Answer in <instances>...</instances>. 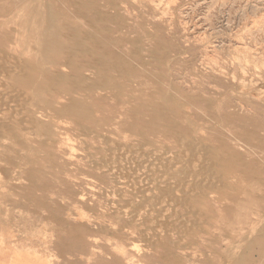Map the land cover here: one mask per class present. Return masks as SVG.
I'll list each match as a JSON object with an SVG mask.
<instances>
[{
    "label": "rangeland",
    "instance_id": "obj_1",
    "mask_svg": "<svg viewBox=\"0 0 264 264\" xmlns=\"http://www.w3.org/2000/svg\"><path fill=\"white\" fill-rule=\"evenodd\" d=\"M94 1L71 0L54 8L81 22L92 36L84 40L86 47L94 46L113 63L89 74L82 87L101 80L118 89L105 85L91 96L79 89L71 95L63 91L62 102L37 112L50 122L47 133L0 127V264L22 258L19 264H225L228 259L229 264H264V236L245 251L241 247L234 259L226 247L237 234L229 232L222 241L202 214L179 203L185 181L174 174L172 137L176 122L183 120L181 106L191 109L183 102L193 101L194 114L186 112L183 132L196 115L206 121L208 129L200 132L217 149L216 165L231 182L218 189V202H208L213 223H234L235 214L247 208L244 189L252 176L257 170L264 176V0ZM126 83L125 92L159 107L169 138L157 134L143 141L134 133L129 123L141 130L152 124L148 110L127 112ZM14 96L7 93L10 107L0 104V114L17 111ZM73 101L79 106L71 114L65 106ZM26 104L18 114L39 110ZM83 112L98 118L100 126L78 122L76 115Z\"/></svg>",
    "mask_w": 264,
    "mask_h": 264
},
{
    "label": "bare ground",
    "instance_id": "obj_2",
    "mask_svg": "<svg viewBox=\"0 0 264 264\" xmlns=\"http://www.w3.org/2000/svg\"><path fill=\"white\" fill-rule=\"evenodd\" d=\"M67 2H71V0H51V5L49 3L47 4L46 0H14V1L3 0L2 3H0V17L2 16L4 17V19H0V74H1L0 104L5 105V108L6 106H9V100L7 99L8 98L7 93L14 92L15 96L12 99H15V101L17 100L18 106H19V108H17V111L16 109H14V107H12L14 109L13 114H9L10 112L6 115H3L2 113L0 114V127H5L4 128L5 130H9L13 128L14 125L15 126L18 125L23 130L24 129L27 130V128L29 130V127H34L36 129V132H33V134L47 133L50 130V122L49 121L45 122L46 121L44 119L45 116L42 114H38L37 112H41L42 109L44 108L52 109L57 102H62L61 93H63V91L69 90V94L71 95V93H77V90L79 89L78 91H83L85 95L91 96L94 93L95 89L101 88L102 86H105V85L112 86L110 90L114 88L118 89L119 85H117L116 83H112V84L103 83L101 80H98V81L93 80L94 82L92 81V83H89L82 87L83 81L88 79L87 76H89V74H94L97 72L102 73L104 67H113V66L111 65L103 66L104 63L106 62L112 63L110 60L111 59L110 56H103L99 50H97L96 48H93L94 46L91 47L89 45L86 47V45L84 44V40L85 39L87 40V38H90L92 36H89L88 31L83 30V28L80 26L81 22L72 20L68 14H64L61 11L54 8L55 3L64 4ZM82 5L83 4H81L80 6ZM7 8H9V10L11 11L8 12L6 10ZM20 10H22L21 13H20ZM12 11H13V14H12ZM8 22L14 23L15 26L13 28L12 27L7 28L5 25ZM17 47H18V50H17L16 55L12 54L13 56H11V54L8 52L9 51H11L12 53L16 52ZM83 53H87V54L83 55ZM79 55H83V57L85 56L89 59L86 58L87 60H84L83 57ZM9 58H12V59L9 60ZM60 59H62L63 62L61 61L58 62ZM77 59L82 60L83 63L77 61ZM60 67H64V68L68 67L70 70L69 73L68 74L62 73ZM123 86L126 87L123 90L124 92L129 91V88H128L129 85L127 83L124 84ZM27 93L30 94L28 98L26 97ZM117 93L118 91L117 92L115 91L113 93V96L116 97ZM125 93H126L127 99L124 101V104L127 107V110H128L127 112L135 113L137 109L148 110L149 114L148 113L145 114V115H148V119L146 120L148 121V123L152 124V126H150L148 130H141L139 129V127L136 126L135 123L131 122L129 124L131 128L133 129L134 133L140 134L141 135L140 137L143 138V141L144 139H149L150 135L154 136L157 134L160 137L169 138L168 136L169 134L166 132V128L165 127L161 128V126H163L161 125V123L165 119V117L160 113L159 107L157 108V105L151 100H148L146 103H143V102L141 103V100H139L140 98H138L137 96H133L129 94L128 92H125ZM163 97H165L164 100L167 101L166 95H163ZM208 100L210 101V99ZM24 103H27L26 105H28L29 103L32 106V108L35 107V105H37L39 110L38 111L37 109L32 110L30 108L27 110L26 114H18L19 109L23 108ZM183 103H184L183 105H190L191 109L184 110L182 109L183 106H181L180 113H182L183 120L176 122L178 130L176 129L173 130L174 134H172L173 141H174V149H175L173 150V152L176 155V159H177L176 165L173 166V169L175 170L174 174L175 176H177L178 180H183L182 183L185 181L184 189L182 193H178V194H181L178 197V201L179 203H181L183 208L184 206H187V208L190 209V212L192 210L194 212L202 214L206 219V224H208L210 227H213L214 229H218L219 231L218 236H221V238L231 236L232 234H229V232L237 234L235 237L236 239L232 243H230L229 246L226 247V250L229 251L230 256L235 259L237 256H239L238 251H240L241 247L245 251L246 249H248L249 247H251L252 245L256 243L255 242L256 239L264 236V176H261L259 172L260 170L259 171L257 170L255 172L256 176H252L254 177L253 182L251 183L252 185H249V186L247 185L248 187L244 189V194L247 197H245V195L243 194L244 198H246V201H244L243 204L247 206L246 210L244 212H238L237 214H235L234 223L233 222L229 223L226 225V227H222V226L217 227L218 225L216 224L217 225L216 226L212 220L213 219V216H212L213 209H212L211 203L209 204L208 202H218L220 200L219 196L216 194L218 189H221L222 186L228 187V184H230L231 182L228 181L229 182L228 183L225 181L221 170L219 169L218 165H216V163H218L217 161L218 158L216 156L217 149H215L213 146L211 147V145L207 143L209 142V137L206 135H203L200 132L201 130L203 131L204 128L205 129L207 128L206 121L203 118L198 117V115H196L195 116L196 120L194 119L193 121H191V126H188L189 127L188 131L186 133L183 132V129H182V125L184 123L183 121L184 119H187L188 117L186 115V112L189 115L194 114V111H193L194 108H192L193 107L192 104L189 101L188 102L184 101ZM77 104L78 102L73 101L72 103L65 106V111L72 114L74 110L79 106ZM28 106L27 108H29ZM15 108H16V105H15ZM23 110L24 109H21V112ZM161 110L163 111V109ZM9 116H13V117H9ZM132 116L139 120L144 119L140 117L139 115H132ZM76 118H77V121L80 123L92 122L94 123V126L95 125L100 126L99 124L100 121H98L99 120L98 118L90 116L85 112L79 113L78 115H76ZM30 130H32V128ZM15 132H16V129H15ZM94 132L99 133L100 130L96 129V131ZM143 146H144V143H143ZM164 147H168V146L164 145ZM158 150H161V148ZM167 151H169V149L164 148L162 152H164L165 154V152ZM263 153L264 152H262V154ZM151 155H153V153ZM218 157L220 158V156ZM215 159H216V162H215ZM209 160L210 161L212 160V161L209 163ZM148 161L149 160H147V162ZM151 163L153 162H150V166H152ZM138 165H140V163ZM261 174H264V173H261ZM155 176H158V174ZM149 177H152V176L150 175ZM151 180L153 181V178ZM240 187L241 186H239V188ZM232 188L234 189L236 187L233 186ZM153 192L154 190L152 191V193ZM221 194H224V193H221ZM229 199H232V198H229ZM226 208H229V207L227 206ZM226 211L228 210L226 209ZM257 217H261L260 218L261 222L259 221L260 222L259 224L256 222ZM198 220H199V217H198ZM214 226H216V228ZM227 229H230V230L227 232L226 231ZM199 231L203 235L209 233L208 231L203 230V229H200ZM165 233L167 234L168 232H165ZM222 241H223V238H222ZM217 243L221 244L219 240L217 241ZM210 249L215 250L212 247ZM23 259L25 260V258H22V259H15L14 261L16 263H19V262H22L20 260H23ZM228 261L230 260L228 259ZM228 261L225 262V264L228 263Z\"/></svg>",
    "mask_w": 264,
    "mask_h": 264
},
{
    "label": "crops",
    "instance_id": "obj_3",
    "mask_svg": "<svg viewBox=\"0 0 264 264\" xmlns=\"http://www.w3.org/2000/svg\"><path fill=\"white\" fill-rule=\"evenodd\" d=\"M19 264V263H18ZM24 264H28V263H24Z\"/></svg>",
    "mask_w": 264,
    "mask_h": 264
}]
</instances>
